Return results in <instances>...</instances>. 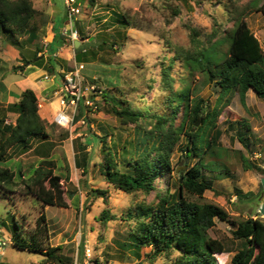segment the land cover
<instances>
[{"label":"rangeland","instance_id":"1","mask_svg":"<svg viewBox=\"0 0 264 264\" xmlns=\"http://www.w3.org/2000/svg\"><path fill=\"white\" fill-rule=\"evenodd\" d=\"M66 1L32 0L38 12L37 21L41 24L40 43L46 45L52 41L54 20L58 28L64 24L61 28V35L65 37L61 46L63 48L53 54L44 53L43 50L45 66L39 67L21 59H31L35 55V44L28 42L19 47L8 35L0 36V107L7 112V105L18 101L26 88L34 89L38 94L41 93L38 95V112L49 133L47 137L29 138L26 148L23 146L9 149L6 158L0 161V169L9 165L17 173L15 184H0V229L12 241L9 227L11 214L17 217L27 215L24 224L32 229L37 217L44 212L50 225L49 243L61 246L59 254L63 264L72 262L77 253L82 257L86 244L93 248L98 264H169L165 258L154 263L145 259V251L150 250L148 247L142 248L140 255H137L134 247L122 245L134 225V222L123 219L127 218L126 213L143 199L149 202L155 193L152 192L148 200L140 191L128 194L113 188L100 175L97 165L103 161L105 155L101 135L113 133L114 136L108 138L111 145L117 137V144L114 146L122 170L127 169L126 161L123 162L122 158L127 149L123 145L129 139H134V124L123 125L117 117L109 113V105L103 95L105 89L110 88L109 95L129 100L145 114L171 112L169 105L165 103L168 98L160 81L163 59L173 57L179 47L193 48V31H196V38L206 42V45L209 44L208 38L213 34L214 28L218 29V37L213 36L212 41L226 35L234 25L235 10H241H237L236 6L241 8L249 0H97L94 6L89 0H82L79 2L80 11L73 19V28L78 30L76 39L83 43L80 45L84 48L89 42L97 44L96 40H105L109 45L102 48L93 46L94 49L89 46L85 53L77 50L85 68L81 70L79 77L70 73L69 79L64 80L61 68L65 71L67 67L64 64L66 57L71 59L67 72L75 69L76 61L80 62V59H76L75 42L70 36L63 34L72 26L68 19L64 20L67 17ZM256 2L258 5L247 9L244 16L264 50V0ZM116 12L126 16L131 26L122 29L116 23V17H119ZM227 48L228 42L221 45L222 55L214 70L221 66L222 56L226 55ZM92 51L96 55L93 56ZM48 62L58 68L56 75L53 76L54 73L46 69ZM41 68L47 71L43 76H38L44 72ZM178 69L180 68L175 70ZM34 71L38 72L36 80L30 79V75L27 77ZM90 83L97 86L95 95L98 96V108L89 109L86 123L78 122L84 115V103L75 108L78 117L72 126L56 123L54 115L60 106V97L64 93L70 96L73 92L84 90ZM178 84L179 82L176 86ZM191 88L195 96L210 101L211 107L216 106L218 111L223 108L218 116V126L223 131L220 142L225 149L223 154L227 155L225 161L234 177L216 180L215 189L207 190L201 198L193 195H188L187 198L219 205L232 219L259 217L264 221V99L259 98L253 90L248 91L245 102L239 92L221 93L219 85L213 80L210 81L207 70L203 68L195 69ZM17 116V113L8 111L6 122L15 123ZM243 119L249 125L251 149L245 148L236 137L237 131L245 127L240 123ZM80 143L87 145L89 153L87 172L75 165V153L78 152ZM241 150L250 159L253 167L245 169L239 156ZM181 157L182 153L176 147L170 158L173 166L172 182L175 183L180 174L178 169L183 165ZM45 158L59 161L54 169L56 174L62 176L68 207L43 206L35 202L33 193H28L26 186L32 183L31 177L36 175H32L35 169L40 166L42 169L50 167L42 162ZM20 170L23 176L19 175ZM165 178L162 176L157 179L162 187ZM97 188L102 190L99 197H95L92 192ZM236 188L252 194L239 198ZM103 211L106 212L107 219ZM110 216L116 218L112 219ZM3 221L6 223L3 224ZM210 235L222 240L227 250L216 254L217 264H234L232 260L240 249V242L233 237L231 226L217 221L216 226L210 229ZM42 258L43 255L38 250L23 251L10 243L4 249L0 263L43 264Z\"/></svg>","mask_w":264,"mask_h":264},{"label":"trees","instance_id":"2","mask_svg":"<svg viewBox=\"0 0 264 264\" xmlns=\"http://www.w3.org/2000/svg\"><path fill=\"white\" fill-rule=\"evenodd\" d=\"M255 1L249 0L243 3L241 8L236 6L237 10H241H235L234 25L220 39L212 41L213 36L218 37V29L214 28L213 34L208 38L209 44L206 45V42L196 38V31H193L191 34L193 48L179 47L173 57L163 59L160 81L168 98L165 103L169 105L171 112L145 114L129 100L109 95L110 88L105 89L103 97L109 105L108 112L117 117L123 125L134 124L132 129L134 139L127 141L128 146L127 142L123 145L127 149L126 155L122 156L123 162L126 161L127 169L122 170L114 146L117 144V137L111 145L108 138L114 134L101 135L102 150L105 155L103 161L97 165L98 171L115 189L128 194H136L140 191L147 200L152 192L155 193L153 199L149 202L146 199L141 200L128 210L127 218H123L134 222V225L122 245L134 247L137 255H140L142 248H150L149 251H145V259L150 263L165 258L169 264H217L216 254L227 250L222 240L210 235V229L216 226L217 221H222L231 226L233 237L240 242V249L234 255L232 263L264 264L262 219L259 217L232 219L230 214L219 205L187 198L188 195L201 198L207 190L215 189L216 180L234 177L225 161L227 155L223 154L225 149L221 147L220 142L223 131L218 126V116L223 108L218 111L216 106L211 107L210 101L193 94L191 85L195 69H206L210 81L213 80L219 85L221 93L239 92L245 102L248 91L253 90L259 98L264 99V50L244 16L247 9L258 5ZM79 2L82 0H76V4ZM89 2L94 6L97 0H89ZM256 9L258 10V7ZM37 15L32 0H0V36L8 35L19 47L28 42L35 44V55L31 59L23 57L21 59L43 67L46 61L44 53H55L64 43L65 37L61 35L56 23L52 41L47 46L40 43L41 24L37 21ZM116 15L119 16L116 17V23L122 29L131 26L126 16L118 12ZM227 42L228 48L226 55L222 56L221 66L214 70L222 55L220 47ZM95 43L97 44L89 42L86 45L90 46V49L109 45L105 40H96ZM87 47L80 45L76 48L79 61L81 58L77 50L80 49L85 53L89 49ZM39 53L43 55L36 59ZM92 55L96 54L92 51ZM176 68L180 69L175 70ZM46 69L51 72L57 70L49 62ZM102 82L104 83L103 80ZM177 82H179L178 86H176ZM20 96L18 101L7 105V112L0 107V161L6 158L9 149L22 148L29 138L49 135L46 124L38 112L39 98L36 91L26 88ZM97 97L94 96L95 101ZM8 111L17 113L15 123L6 122ZM198 119L199 125L195 127ZM240 123L245 127L237 131L236 137L245 148L251 149L247 120L243 119ZM176 147L182 153L183 165L187 158L188 164L183 174L180 171L175 183L172 182L173 166L170 164V158ZM78 149L75 153V165L83 172H87L89 164L87 145L80 143ZM239 156L245 169L254 166L242 150L239 151ZM42 162L49 164L50 167L42 169L40 166L35 169L32 175H36L31 177L32 183L26 186L28 193H33L35 202L43 206L68 207L65 189L61 182L62 176L56 174L54 169L59 161L45 158ZM19 175L23 176V173ZM162 176L166 177L163 187L157 183V179ZM16 177L15 169L9 165L0 169V184L11 182L15 184ZM92 192L95 193V197H99L102 190L97 188ZM236 194L239 198H245L252 193H244L238 189ZM103 212L107 219L106 212ZM26 216L10 215L12 246L29 252L38 250L39 254L43 255V264H63L64 261L59 254L61 246H53L49 243L50 225L46 214L43 212L37 217L32 229L24 224ZM110 218L116 217L110 216ZM5 223L3 221V224Z\"/></svg>","mask_w":264,"mask_h":264},{"label":"built area","instance_id":"3","mask_svg":"<svg viewBox=\"0 0 264 264\" xmlns=\"http://www.w3.org/2000/svg\"><path fill=\"white\" fill-rule=\"evenodd\" d=\"M76 0H67L66 6L68 10V21L71 22L72 26L66 29V31L63 33L66 36H70V39L74 42V39L77 38L78 31L73 28V19L77 17L76 14L80 11L79 6L75 5ZM70 29V33H68V30ZM47 45V44H46ZM84 68V64L76 65V73L78 74L82 69ZM92 91V92H91ZM94 91V92H93ZM96 93V85L93 83L88 84L84 90H79L77 92H73V96H68L67 94H63L61 96L60 104L64 108H60L55 117L54 120L56 123L63 125V126H72L75 122L76 113L75 108L79 105L80 101H83L85 109L84 115L81 123L86 122V115H89V109L96 110L98 106L95 104L93 95ZM72 105L73 111L71 114L67 113V106ZM93 114L95 112H92ZM6 245V240L4 238H0V254L2 252L3 247ZM70 264H97L96 258L94 256L93 248L89 246L88 244L85 245L83 250V256H79L77 253L73 262Z\"/></svg>","mask_w":264,"mask_h":264},{"label":"clouds","instance_id":"4","mask_svg":"<svg viewBox=\"0 0 264 264\" xmlns=\"http://www.w3.org/2000/svg\"><path fill=\"white\" fill-rule=\"evenodd\" d=\"M75 4H76V2H75ZM76 5H77V4H76ZM77 6H79V4H78ZM67 19H68V17H67ZM67 19H66V20H67ZM75 29L77 30V28H75ZM77 31H78V30H77ZM76 40H78V39H74V42H75ZM47 44H48V43H47ZM74 45H75V43H74ZM46 46H47V45H46ZM77 48H78V47H77ZM46 53H47V52H46ZM76 58H77V56H76ZM81 63L84 64V62H82V61H80V62L76 61L75 65H74V66H75V67H74L75 69L72 70V71H69V72H67L66 70L64 71V69H62L61 72L64 74V80L69 79L70 76H69L68 74H70V73H71V74H74V75H76V76L79 77L81 71H80L78 74L76 73V65H79V64H81ZM84 68H85V64H84ZM84 68H83V69H84ZM48 71H49V70H48ZM52 73H54L53 76L56 75V74H57V70H55V72H52ZM65 73H66V74H65ZM53 76H52V77H53ZM90 84H91V83H90ZM94 84H95V83H94ZM95 85H96V84H95ZM96 87H97V86H96ZM61 91L63 92L64 89H62ZM64 94H67V93H64ZM67 95H68V94H67ZM70 96H73V95H70ZM70 96H69V97H70ZM94 96H95V93H94V95H93V98H94ZM60 100H61V97H60V99H59V105H60V106H59L58 110L61 108ZM94 101H95V99H94ZM80 103H83V101H80L79 104H80ZM95 104L97 105L96 101H95ZM97 106H98V105H97ZM67 107H68V108L66 109V110H67V113L71 114V112L73 111V108H74V107H73L72 105H68ZM69 109H70V111H69ZM58 110H57V111H58ZM84 110H85V109H84ZM84 110H83V111H84ZM56 113H57V112H56ZM56 113H55V115H56ZM95 113H96V112H95ZM95 113H94V114H95ZM55 115H54V117H55ZM77 117H78V116H77V113H76V118H75V121H76V122H77ZM82 118H83V117H82ZM81 120H82V119H81ZM81 120H78V122L80 123ZM54 121H55V120H54ZM85 123H86V122H85ZM62 126H63V125H62ZM0 238H4V239L6 240V245H5V247H3L2 252H1V254H0V257H1V255L4 253V249L6 248V246H7L8 244L12 243V241L8 240V237L3 233V231H2L1 229H0ZM78 254H79V253H78ZM95 258H96V257H95ZM96 259H97V258H96ZM72 262H73V261H72ZM72 262H69L68 264H70V263H72ZM96 262H97V261H96ZM97 264H98V262H97Z\"/></svg>","mask_w":264,"mask_h":264},{"label":"crops","instance_id":"5","mask_svg":"<svg viewBox=\"0 0 264 264\" xmlns=\"http://www.w3.org/2000/svg\"><path fill=\"white\" fill-rule=\"evenodd\" d=\"M57 22H55V20H54V24H56ZM65 23V22H64ZM54 24H53V30H54ZM56 26H57V24H56ZM64 26V24L61 26V28ZM61 28H58L60 31H61ZM59 31V32H60ZM51 42V41H50ZM82 44V43H81ZM80 46V45H79ZM61 49L63 48V47H60ZM59 48V49H60ZM77 59V58H76ZM70 61H71V59H68L67 57H66V62L64 63L67 67L65 68V70L66 69H68L69 67H70ZM55 67V66H54ZM41 69H43V71L44 72H42V74H39L38 76H43L45 73H46V69H44V68H41ZM55 69H58V68H56L55 67ZM61 69H63V68H61ZM37 71H34V72H31V73H29L28 75H27V77H29V75H30V79H33V80H36L35 78H37ZM37 92V91H36ZM37 95H41V93H39L38 94V92H37ZM59 108V107H58ZM69 111H70V109H69Z\"/></svg>","mask_w":264,"mask_h":264},{"label":"water","instance_id":"6","mask_svg":"<svg viewBox=\"0 0 264 264\" xmlns=\"http://www.w3.org/2000/svg\"><path fill=\"white\" fill-rule=\"evenodd\" d=\"M80 41L79 40H76L75 41V46H76V48L77 47H79V45H80ZM40 57H42V56H39V58ZM199 119L195 122V127H197L198 125H199ZM195 128H193V130H194ZM187 164H188V158L185 160V164L184 165H182V166H180L179 167V169L178 170H180L181 171V174H183V172L187 169ZM181 180H182V178H181Z\"/></svg>","mask_w":264,"mask_h":264}]
</instances>
